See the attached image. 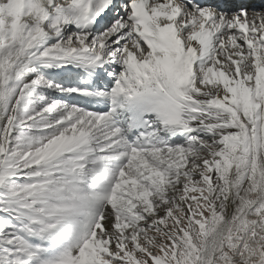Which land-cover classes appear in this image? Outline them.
Instances as JSON below:
<instances>
[{"label": "snow or ice", "instance_id": "snow-or-ice-1", "mask_svg": "<svg viewBox=\"0 0 264 264\" xmlns=\"http://www.w3.org/2000/svg\"><path fill=\"white\" fill-rule=\"evenodd\" d=\"M0 264H264V0H0Z\"/></svg>", "mask_w": 264, "mask_h": 264}]
</instances>
